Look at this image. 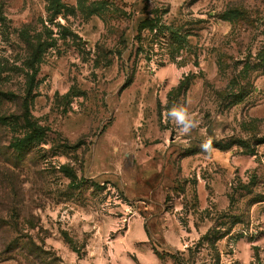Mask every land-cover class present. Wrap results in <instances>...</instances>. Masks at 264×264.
Masks as SVG:
<instances>
[{"label": "rangeland", "instance_id": "obj_1", "mask_svg": "<svg viewBox=\"0 0 264 264\" xmlns=\"http://www.w3.org/2000/svg\"><path fill=\"white\" fill-rule=\"evenodd\" d=\"M62 2L0 0V264H264V0Z\"/></svg>", "mask_w": 264, "mask_h": 264}, {"label": "trees", "instance_id": "obj_2", "mask_svg": "<svg viewBox=\"0 0 264 264\" xmlns=\"http://www.w3.org/2000/svg\"><path fill=\"white\" fill-rule=\"evenodd\" d=\"M48 2V8L51 10V13L53 16H57L59 13L62 12L63 8V2L62 0H47ZM229 12H233V10H230ZM140 29H149L150 32L153 34L152 42H155L160 37H165L166 32L164 30V26L161 23L160 19L155 16L151 18H144L141 20ZM179 37V33L175 32L174 30L170 29V38L172 37ZM39 49L34 51L33 59L30 62V66L36 71L37 67L34 65V63L40 60L41 54H39ZM34 75H31V81H33ZM191 83V77L187 76L186 78L182 79L179 84L172 90V91H181L185 88H187ZM27 126L29 127V131L21 138L16 139L14 142V147L18 152H21L24 147H26L29 144H32L35 140H40L43 137V129L40 126H37L32 118L28 115L24 116ZM19 120H15L14 124L19 123Z\"/></svg>", "mask_w": 264, "mask_h": 264}, {"label": "clouds", "instance_id": "obj_3", "mask_svg": "<svg viewBox=\"0 0 264 264\" xmlns=\"http://www.w3.org/2000/svg\"><path fill=\"white\" fill-rule=\"evenodd\" d=\"M178 116H179V118L181 119V120H183L184 119V114L183 113H179L178 114ZM183 131H188V128L186 127ZM210 143V142H209Z\"/></svg>", "mask_w": 264, "mask_h": 264}]
</instances>
